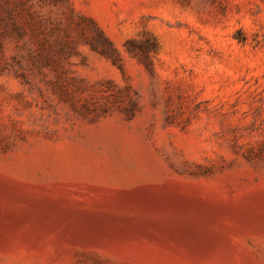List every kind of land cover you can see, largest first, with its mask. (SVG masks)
Instances as JSON below:
<instances>
[{"label": "rangeland", "instance_id": "obj_1", "mask_svg": "<svg viewBox=\"0 0 264 264\" xmlns=\"http://www.w3.org/2000/svg\"><path fill=\"white\" fill-rule=\"evenodd\" d=\"M0 264H264V0H0Z\"/></svg>", "mask_w": 264, "mask_h": 264}, {"label": "trees", "instance_id": "obj_2", "mask_svg": "<svg viewBox=\"0 0 264 264\" xmlns=\"http://www.w3.org/2000/svg\"><path fill=\"white\" fill-rule=\"evenodd\" d=\"M105 40H106V39H105ZM92 46H93L95 49L100 50V52H102V53L107 52V49H100V45H98L96 42H92Z\"/></svg>", "mask_w": 264, "mask_h": 264}]
</instances>
